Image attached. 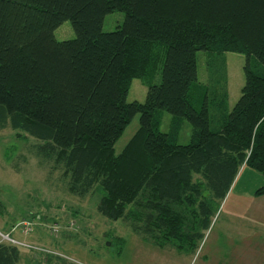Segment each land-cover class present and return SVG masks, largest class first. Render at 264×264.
<instances>
[{
	"label": "trees",
	"instance_id": "16d2710c",
	"mask_svg": "<svg viewBox=\"0 0 264 264\" xmlns=\"http://www.w3.org/2000/svg\"><path fill=\"white\" fill-rule=\"evenodd\" d=\"M114 11L125 21L104 31ZM65 21L76 36L60 41L54 32ZM199 51L210 83L198 80ZM227 52L247 56L231 110ZM134 79L149 86L143 103L127 100ZM164 111L173 115L169 132ZM136 115L140 126L117 154ZM185 120L192 135L183 145ZM7 127L35 139L70 193H100L102 215L157 243L197 249L241 168L264 175V0H0ZM20 261L17 245L0 243V264Z\"/></svg>",
	"mask_w": 264,
	"mask_h": 264
},
{
	"label": "rangeland",
	"instance_id": "374dc122",
	"mask_svg": "<svg viewBox=\"0 0 264 264\" xmlns=\"http://www.w3.org/2000/svg\"><path fill=\"white\" fill-rule=\"evenodd\" d=\"M125 18L122 11L107 14L103 30L114 31ZM54 34L60 41L76 36L70 21ZM224 56L223 82L231 110L245 84L247 56L238 52ZM195 64L199 82L210 83L207 54L199 51ZM148 89L147 83L134 79L128 102H145ZM172 118L170 112H163V132L171 130ZM139 126L140 115H136L115 144L117 154ZM191 135L192 125L185 120L178 142L188 144ZM35 143L32 137L19 138L9 127L0 128V238L9 244L18 240L19 264H264V195L255 194L264 186V175L254 168H241L199 247L180 249L135 232L124 219L102 215L98 211L100 193L84 197L70 193L62 170L41 159L34 150ZM47 258L51 260L48 263Z\"/></svg>",
	"mask_w": 264,
	"mask_h": 264
},
{
	"label": "crops",
	"instance_id": "0c3cea01",
	"mask_svg": "<svg viewBox=\"0 0 264 264\" xmlns=\"http://www.w3.org/2000/svg\"><path fill=\"white\" fill-rule=\"evenodd\" d=\"M7 234H8V233H7ZM10 236H11V235H10ZM15 240H16V239H15ZM17 241H18V240H17ZM0 243L9 244V243L6 242L5 240H3L2 237L0 238ZM16 245H17V244H16ZM35 259H36V258H35ZM35 259H34V260H35ZM37 259H39V258H37ZM45 260L47 261V263L51 261L50 258H47V259H45ZM35 261H37V260H35ZM35 261H34V262H35ZM37 262H38V261H37Z\"/></svg>",
	"mask_w": 264,
	"mask_h": 264
},
{
	"label": "bare ground",
	"instance_id": "6f19581e",
	"mask_svg": "<svg viewBox=\"0 0 264 264\" xmlns=\"http://www.w3.org/2000/svg\"><path fill=\"white\" fill-rule=\"evenodd\" d=\"M11 241H12V243H14V245H15V244H18V241L15 240V239H12Z\"/></svg>",
	"mask_w": 264,
	"mask_h": 264
}]
</instances>
